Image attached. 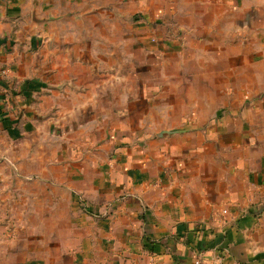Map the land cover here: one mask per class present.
<instances>
[{
  "label": "crops",
  "instance_id": "0c3cea01",
  "mask_svg": "<svg viewBox=\"0 0 264 264\" xmlns=\"http://www.w3.org/2000/svg\"><path fill=\"white\" fill-rule=\"evenodd\" d=\"M263 12L0 0V264H264Z\"/></svg>",
  "mask_w": 264,
  "mask_h": 264
},
{
  "label": "built area",
  "instance_id": "2783aa9c",
  "mask_svg": "<svg viewBox=\"0 0 264 264\" xmlns=\"http://www.w3.org/2000/svg\"><path fill=\"white\" fill-rule=\"evenodd\" d=\"M226 210H223L225 213ZM193 264H228L224 261V256L219 253H211L208 258L203 256V252H196L193 259Z\"/></svg>",
  "mask_w": 264,
  "mask_h": 264
},
{
  "label": "rangeland",
  "instance_id": "374dc122",
  "mask_svg": "<svg viewBox=\"0 0 264 264\" xmlns=\"http://www.w3.org/2000/svg\"><path fill=\"white\" fill-rule=\"evenodd\" d=\"M261 29H264V26L263 25H261ZM144 44H148L147 46L154 47L155 45H160V41H158L157 39H155V41H150L149 40L148 42L145 41Z\"/></svg>",
  "mask_w": 264,
  "mask_h": 264
}]
</instances>
